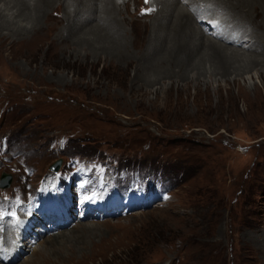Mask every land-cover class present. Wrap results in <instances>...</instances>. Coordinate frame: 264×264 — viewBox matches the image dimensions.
<instances>
[{"label":"rangeland","instance_id":"rangeland-1","mask_svg":"<svg viewBox=\"0 0 264 264\" xmlns=\"http://www.w3.org/2000/svg\"><path fill=\"white\" fill-rule=\"evenodd\" d=\"M121 2L120 19L143 49L156 1ZM186 3L178 7L207 21ZM56 7L42 20L46 37L28 45L0 40V180L10 178L0 188L1 221L12 220L6 211L26 215L32 200V209L41 205L35 196L57 162L52 181L86 189L66 191L73 197L67 226L26 221L30 234L13 237L22 254L9 264H264V65L246 63L258 56L255 39L238 29L248 45L227 44L204 22L196 39L241 59L222 73L209 59L186 71L166 66L167 76L148 86L137 73L138 51L53 48L66 25ZM217 11L216 21L229 19ZM45 196L44 219L65 213L53 187ZM117 203L118 213L104 215ZM7 229L2 223L0 241Z\"/></svg>","mask_w":264,"mask_h":264},{"label":"bare ground","instance_id":"bare-ground-1","mask_svg":"<svg viewBox=\"0 0 264 264\" xmlns=\"http://www.w3.org/2000/svg\"><path fill=\"white\" fill-rule=\"evenodd\" d=\"M155 1L157 9L150 23L151 30L147 37V45L143 49H139V42L134 36V28H131L129 36L125 28L127 24L124 19H120L122 18L120 6L127 5L121 0H0V40L1 42L10 41L13 44L15 43L13 41H16L17 44L26 43L27 45L36 42V38L47 35L48 28L46 27L45 30L44 23H47L46 21L49 19L46 18L48 13L56 5H60L66 25L57 33L55 37L56 40L58 37L57 42H50L53 48H59L66 52L73 46V48L87 53L117 55H122L121 53H126L129 50L138 51V54H135L138 56V62L143 67V71L137 70V73L138 75L143 73L144 77L139 79L148 86L155 78L167 76L169 69L165 68L166 66L174 65L179 67V70L186 71L203 65L209 59L212 65L216 64L218 73H222L227 68V61L241 59L236 50H229V48L212 41L196 39L197 36L200 38L204 35L203 28L206 23H198V13V15L196 13L189 14L186 9L179 8L178 5L182 6L179 4L180 0ZM187 1L185 6H192L197 12L201 11L204 15L203 19L214 20L218 27H222L223 24V28L218 29L216 33L220 35L222 42L232 45H248L250 41L243 40L246 31L251 39H255L254 42L258 43L260 48L259 51L255 50L258 58L253 54L246 63L252 68L264 65V0H199L204 3L201 5L198 4V0ZM217 9H223L229 19L222 20V17L216 21V18H219L216 13ZM252 16L262 17V22L256 24ZM199 17L202 18V16ZM238 29L243 30L244 33ZM255 30L262 31L258 34L255 33ZM232 36L237 39L230 40ZM195 39L199 44L195 43ZM259 56H261L260 59ZM60 203L61 201H58V204ZM63 211L66 213L64 204ZM2 223L5 224L0 220V228H2ZM5 225L9 229L6 230L7 233L5 232V238L0 241V264L6 262L9 264L14 261L16 254L19 256L22 254V247L13 246V237L17 235V232L11 230L13 225ZM29 234L22 230L19 236L24 237ZM39 234L40 232L36 238L40 237ZM32 247L30 245L31 250H33ZM3 255H6V259L2 262Z\"/></svg>","mask_w":264,"mask_h":264},{"label":"water","instance_id":"water-1","mask_svg":"<svg viewBox=\"0 0 264 264\" xmlns=\"http://www.w3.org/2000/svg\"><path fill=\"white\" fill-rule=\"evenodd\" d=\"M58 165L59 162L53 165L51 169L56 171L58 169ZM5 182H7L6 185H4ZM9 182H10V178L3 176L2 179L0 180V188H5L9 184Z\"/></svg>","mask_w":264,"mask_h":264}]
</instances>
